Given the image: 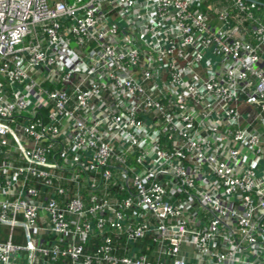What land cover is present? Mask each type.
<instances>
[{
  "label": "built area",
  "instance_id": "2783aa9c",
  "mask_svg": "<svg viewBox=\"0 0 264 264\" xmlns=\"http://www.w3.org/2000/svg\"><path fill=\"white\" fill-rule=\"evenodd\" d=\"M2 226L0 264H264V0H0Z\"/></svg>",
  "mask_w": 264,
  "mask_h": 264
},
{
  "label": "rangeland",
  "instance_id": "374dc122",
  "mask_svg": "<svg viewBox=\"0 0 264 264\" xmlns=\"http://www.w3.org/2000/svg\"><path fill=\"white\" fill-rule=\"evenodd\" d=\"M22 232L23 231L21 228L16 227L13 233H14L15 241L18 242L19 244L24 245L25 239L22 235ZM9 234H10V228L7 226H2L0 228V241H6V239H8Z\"/></svg>",
  "mask_w": 264,
  "mask_h": 264
}]
</instances>
